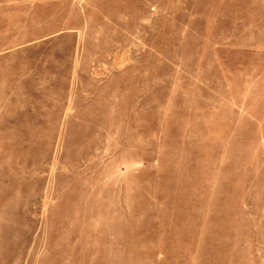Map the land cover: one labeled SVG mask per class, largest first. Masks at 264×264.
Listing matches in <instances>:
<instances>
[{
	"label": "rangeland",
	"instance_id": "374dc122",
	"mask_svg": "<svg viewBox=\"0 0 264 264\" xmlns=\"http://www.w3.org/2000/svg\"><path fill=\"white\" fill-rule=\"evenodd\" d=\"M0 264H264V0H0Z\"/></svg>",
	"mask_w": 264,
	"mask_h": 264
}]
</instances>
